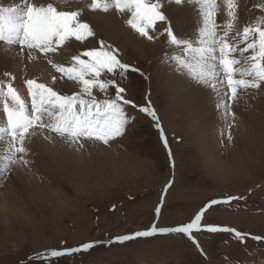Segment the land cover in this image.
<instances>
[{
    "label": "rangeland",
    "instance_id": "374dc122",
    "mask_svg": "<svg viewBox=\"0 0 264 264\" xmlns=\"http://www.w3.org/2000/svg\"><path fill=\"white\" fill-rule=\"evenodd\" d=\"M87 2L75 0L71 6L80 7L81 19L93 28L95 35L89 40L118 42L111 45L119 50V59L138 69L129 71L121 83L126 88L125 98L137 108L150 102L160 128L145 113L126 106L130 123L117 137L118 142H96L88 145L87 151L71 146L72 159L67 164H61L52 154L42 158L33 152L27 157V167H12L0 177V264H264V241L248 238L241 243L230 233L199 231L192 239L167 233L116 241L118 236L153 225L175 227L188 223L209 201L225 196H247L248 202L214 205L206 210L202 224L233 227L264 237V107L249 111L242 92L236 101L242 107L238 109L235 102L231 107L234 122L226 116L224 107L216 110V101L208 105V111L189 115L190 107L180 104L179 89L173 86L179 71L169 57L178 56V49L160 35L163 25L152 33L156 38L151 41L131 30V37L136 34L152 43L144 52L143 45L110 37L94 20L101 12L84 7ZM174 5L179 8L170 4ZM167 6L165 3L163 8L166 15ZM173 27L177 33L174 22ZM98 47L96 42L91 48L73 40L54 54L52 62L69 65L73 55ZM47 65L50 86L62 94L79 92L76 82L61 79ZM0 71V80L8 82L10 77L2 75L1 66ZM18 72V77H12L21 80L18 88L27 89L20 76L23 67ZM23 77L40 79L36 75ZM52 77H56L55 83ZM104 78L120 83L118 75ZM15 79L13 84L17 83ZM97 91L93 90L96 98H105ZM263 93L253 94L263 102L261 105ZM108 95H114V89H109ZM0 115L2 118V110ZM230 124L233 126L229 129ZM229 131L231 143L227 139ZM85 243L93 247L50 261L38 255Z\"/></svg>",
    "mask_w": 264,
    "mask_h": 264
},
{
    "label": "snow or ice",
    "instance_id": "6c2138e0",
    "mask_svg": "<svg viewBox=\"0 0 264 264\" xmlns=\"http://www.w3.org/2000/svg\"><path fill=\"white\" fill-rule=\"evenodd\" d=\"M75 0H20L8 6H0V44L4 51L15 49L25 53L29 60H35L33 53L47 56L55 54L73 40L84 42L93 37L95 32L88 22L81 19L82 9L72 8ZM192 0H89L84 7L90 11L108 13L115 11L126 16L124 23L139 36L151 41L152 34L159 25H163L160 35L166 36L167 43L179 49L183 55L169 57L177 69L185 71L198 84L209 87L217 98H225L222 103L226 116L235 121L231 111L234 102L242 92L260 90L264 85V0L253 5L262 15L253 22L239 23L241 0H195L201 16V26L195 41L180 37L173 27V21L163 11L165 3L183 5ZM247 3V0H244ZM226 17L217 21L218 14ZM86 57L87 59H84ZM48 63L61 75L79 85V92L71 95L62 94L49 84L27 79L28 102L21 97L14 86L11 73L8 82L0 80V145L4 153L0 154V177L9 173L13 166L29 165L28 140L35 134H54L67 144L77 149L84 148L86 141L108 145L110 141L124 134L130 118L126 106L137 105L126 97V88L121 83L127 79L129 71L138 69L119 59V50L103 40L99 47L85 50L71 57L69 65ZM110 75L120 78L105 79ZM56 77H52L55 83ZM105 94L104 99H97L93 90ZM114 89V95H108ZM219 107V105H218ZM139 111L150 116L159 129V119L150 102L140 106ZM233 124L229 125V129ZM45 139H51L48 135ZM232 142L231 132L227 136ZM161 140L167 148V140L161 131ZM54 142V141H53ZM169 157L171 152L169 151ZM170 186V184L168 185ZM244 196H225L212 199L188 223L175 227L151 226L149 229L136 231L116 237L123 243L136 238L151 237L156 234L179 233L192 239L194 232L230 233L244 243L251 238L264 241V237L252 236L233 227L203 225L202 217L207 209L214 205H231L233 201L243 200ZM160 209H156L158 214ZM199 248L196 240H192ZM93 244L85 243L80 247L66 250H50L38 254L41 259L50 261L63 255L87 251Z\"/></svg>",
    "mask_w": 264,
    "mask_h": 264
},
{
    "label": "bare ground",
    "instance_id": "6f19581e",
    "mask_svg": "<svg viewBox=\"0 0 264 264\" xmlns=\"http://www.w3.org/2000/svg\"><path fill=\"white\" fill-rule=\"evenodd\" d=\"M79 1H81V0H79ZM19 2H20V0H0V6H8L11 3H19ZM37 2H39V0H37ZM257 2H258V0H247V3H244V0H241V7L239 9V23L241 25H243L246 22H253L258 16L262 15V13L260 12L259 9H256L253 7V5L256 4ZM75 6H77V5H75ZM167 7H168L167 13L169 15V18L175 24V29L177 31V34L182 38L195 41L197 36H198L199 28L201 26V16L199 15L198 5L195 2V0H192V2H190V3L186 2L182 6L179 5V8L175 5H174V7H171L170 4H168ZM76 8H80V7H75L73 9H76ZM95 18L96 19H94V20L97 21L99 26H101L103 29L108 31L110 37H111V35H115V37H117V39H121V40L124 39L126 43L132 42V44L136 43V45L138 44V46L143 45L142 47H143L144 52L146 51L145 47L150 48L149 44H152V43H150L149 41L147 42V40L139 37L136 34H134L135 38L130 36L132 29H130L124 23L125 19L127 18L126 16H121L113 10V11H110L108 13L103 12V15H102V12L100 14H96ZM224 19H226V17L223 15V13L218 14V16H217L218 23L222 22ZM125 31H127V32H125ZM90 40H92V42ZM90 40L88 38L84 42L87 44V46H90L91 48H92L93 44H95V42L99 43V41H100V40L96 41L95 38H91ZM89 41H90L91 45L89 44ZM80 43H83V42H80ZM107 43L111 45L113 43H118V42L108 39ZM155 45H157V44H155ZM4 47H5L4 45L0 44V66L2 67V73H4L6 70V71H8V73H11L12 76L16 75L18 77V75H19L18 69L20 67H23V73H24L23 76H28V75L35 76L36 75V76L40 77V79H39L40 82L44 81L43 83L48 84L49 78L47 76H48L49 70H48L47 63L49 60L52 61L54 59V57H55L54 54H48L47 56H45V55L38 54V53L34 52L33 55L36 56V59L35 60H29L25 53H18L15 49H12L10 51H4L3 50ZM62 49H60V50H62ZM60 50H58V51H60ZM147 50H149V49H147ZM146 54H149V53L147 52ZM177 55L182 56L183 53L178 49ZM21 65H23V66H21ZM159 67L161 68V64L159 65ZM177 71H179V74H176L177 77L173 81V86L175 85L176 87H178L177 89H179L178 97L181 99L180 104L185 105L186 107H190L191 110L187 111V113L189 115L192 114L193 111H195L197 114H199V112L201 110H204L205 112L208 111V105H210L212 101H216V110H219V107L217 106V103L219 101L221 102V104H219V106L223 107L222 101L225 98L221 97L220 99H218L216 93L213 92L209 87L204 86L202 84H198L197 82H195L188 75L187 72L180 71L178 69H177ZM45 75H46V78L43 79V77H45ZM20 76H21V79L23 81L26 80L22 75H20ZM1 78H2V76H0V79ZM15 80L17 83H15L14 86L16 87L19 95L25 99V97L27 96V89H25L24 87L18 88L20 83H21L20 82L21 80L19 81V79H17V78ZM263 92H264V85H262V88L260 90H253L252 93H249V91H247L246 93L245 92L243 93V95L246 96V99L248 101L249 111L257 110L259 108L264 107V105H261L263 102L259 98H255V96L253 95V94H259V93H263ZM72 93L73 92H71V94ZM97 93H98V96H105L104 93H101L99 91H97ZM262 95L264 97V93ZM176 98H177V96H176ZM97 99H104V98H97ZM25 101L28 102V98H26ZM148 103H149L148 101H145V103L142 104V106H146ZM241 105H242V103H238V102L236 103V107L238 109L242 107ZM135 109L137 110L138 113L140 112L139 108L136 107ZM201 114L207 115L204 113H201ZM215 116H216V114H215ZM147 119L150 122H153L150 116ZM203 122L201 121V123H203ZM237 130H238V128H237ZM239 130H240V128H239ZM45 135H48L49 137H51V139H45L44 138ZM118 141H119V139L116 138L115 140L110 141L108 145H110L111 143H116ZM64 143H66V142L63 141L61 138L54 136V134L47 133L46 131L44 133L38 132L37 134L33 135L28 140L29 154L36 152L35 154L41 155L42 158H44V156H46V155L52 154L53 157H55V156L58 157V159L61 161V164H67L68 162L71 161L70 159H72L71 158L72 152H70V150H72L73 148H70L71 145L64 144ZM91 144L96 145V142L86 141L85 147L80 148V150L87 151L88 145H91ZM98 145H100V143ZM3 153H4V146L0 145V154H3ZM13 167L20 168V166H13ZM17 172L19 173L20 170H17ZM247 198L248 197L245 196L243 201L248 202ZM235 202H238V201L232 202L231 205H233ZM224 207L227 208L226 206H224Z\"/></svg>",
    "mask_w": 264,
    "mask_h": 264
}]
</instances>
